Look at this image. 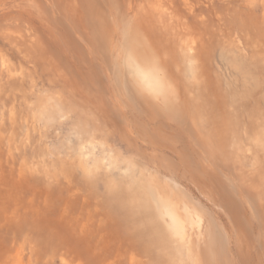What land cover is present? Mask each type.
<instances>
[{
    "label": "rangeland",
    "instance_id": "374dc122",
    "mask_svg": "<svg viewBox=\"0 0 264 264\" xmlns=\"http://www.w3.org/2000/svg\"><path fill=\"white\" fill-rule=\"evenodd\" d=\"M126 1L0 0V264H264L260 89L226 85L264 0H144L167 44Z\"/></svg>",
    "mask_w": 264,
    "mask_h": 264
},
{
    "label": "bare ground",
    "instance_id": "6f19581e",
    "mask_svg": "<svg viewBox=\"0 0 264 264\" xmlns=\"http://www.w3.org/2000/svg\"><path fill=\"white\" fill-rule=\"evenodd\" d=\"M134 2L135 1H133V0H127L126 6H127V10H128L127 12L130 14H133V16H135V21H134L135 24H140V25L142 24V25H144L143 27H147L148 29L153 27V26H158L157 29H159V31H158L159 35L156 38L157 41H160V42L167 44L168 39L169 40L173 39L171 37H168V36H171V34H172L171 31H173V29L171 28V25L169 26V23L168 24L156 23L154 12L148 8L147 3L145 6L144 0H142V2H141V0H136V2L135 3ZM132 3H134V4H132ZM49 5L50 6L52 5L51 2L49 3ZM116 6H117V4H114L113 8ZM111 10H112V8H111ZM118 15H123V14L118 13ZM121 22H122V20L119 21V23H121ZM128 22H131V21L128 20ZM192 29H196V28L192 25H183V30H188V31L192 32ZM127 33H129V32H127ZM236 38H237L236 40H238L237 46L239 47V49L236 50V52L238 54L237 60L241 63V67L243 65V68L247 69V71L243 70V72H242V71H240V69L234 70L235 72L233 74L240 76V78L234 77L233 75H231V80H233V81L226 83L227 87L231 91L235 90L234 94L232 92L230 93L231 94L230 100H231V102H237L241 105H245V106L249 105L250 106V104H254V102L256 100V96L258 94L257 90L260 89L259 98L262 102L261 103L262 110L260 112L258 110L257 111V113L259 112L258 116L254 115V117L257 118V121L263 120V122H264V115H263L264 114V78H262L261 81L258 79L259 78L258 72L260 73L261 77L264 76V49H261L263 47V44L258 39H256V38L253 39V38H250V36L245 35L244 38L247 39L246 40L247 44L244 43V46L243 45L240 46L242 41L239 42L240 41L239 36H237ZM207 39H208V36L205 34L202 37V39L200 37L198 39V41L203 46V43L206 42ZM218 53H221V50ZM219 58H220V56H219ZM143 60H145V59H143ZM155 64H156V62H155ZM226 65H227V63H226ZM238 78L241 80V82H239V83L236 81V79H238ZM145 81H146L147 85L151 86L152 84L155 85V83H156L155 81H158V80H157V78H155L151 75L150 77H145ZM158 84H156L157 87H158ZM254 93H256V94H254ZM256 106H259V105L257 104ZM254 109H255V107H254ZM230 113H232V112H230ZM256 124H258V123H256ZM255 126H256L255 127V131H256L257 125H255ZM263 129H264V127L258 128V131H256V133L254 134L251 132L252 129L249 130V127L247 128V126H244V133H243L242 139L243 138H245L246 140L253 139V140L258 142L259 146H261V141L259 140L260 139L259 135H261L262 132H264V131H262ZM218 147H220V146L215 145V148H218ZM209 148H211V147H209ZM246 151L249 152L250 149H246ZM123 160H124V162H126L128 164L132 163L131 160H128V159L127 160L123 159ZM110 180L113 183V187L118 189V192L122 191L123 189L124 190H130V185L128 184V182L122 183L118 180V178L117 179L113 178ZM169 181H170V179H169ZM116 183H117V185H116ZM148 186H149V193H150L151 197L153 198V200L154 201L158 200V202H159V199H160V197L162 198V196L158 194V191L156 190V188L154 186H152L151 184H149ZM261 191H264V189H262ZM242 192H243V190H241V193ZM113 194L117 195L116 193H113ZM115 198H119V197L116 196ZM260 200H261V198H260ZM130 203H131V205L133 204L132 200L130 201ZM263 204H264V202L262 201V205ZM159 208H161V206H159ZM166 213H167V216L170 217L171 221L176 223V220H175L176 216L174 215V213L169 211L168 208L166 209ZM262 217H264V216H262ZM183 234H184V231L181 232V235H183Z\"/></svg>",
    "mask_w": 264,
    "mask_h": 264
}]
</instances>
